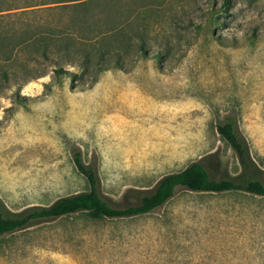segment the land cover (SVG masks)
<instances>
[{"label":"rangeland","instance_id":"rangeland-1","mask_svg":"<svg viewBox=\"0 0 264 264\" xmlns=\"http://www.w3.org/2000/svg\"><path fill=\"white\" fill-rule=\"evenodd\" d=\"M225 1L0 0L1 32L55 38L47 55L39 51L45 76L0 90L7 211L88 191L78 155L118 207L138 204L194 162L216 180L236 178L237 154L217 131L227 119L264 181V0ZM117 27L118 36L107 33ZM63 37L77 46L63 50ZM101 37L119 52L102 60L123 63L83 76L79 49ZM52 63L77 75L58 74ZM0 264H264V196L180 187L144 215L34 222L0 237Z\"/></svg>","mask_w":264,"mask_h":264},{"label":"trees","instance_id":"trees-1","mask_svg":"<svg viewBox=\"0 0 264 264\" xmlns=\"http://www.w3.org/2000/svg\"><path fill=\"white\" fill-rule=\"evenodd\" d=\"M230 2L231 0H226L223 5L229 7ZM119 31L121 30L117 27L109 30L107 33L113 34L112 36H118L120 34ZM107 33L104 35H107ZM46 38H48V41L44 44L40 42V40L43 41L44 37L39 39V33L32 34L29 31H24L21 35H11L0 31V90L3 91L12 87L20 88L33 80L45 76L46 72L39 71V51L42 50L43 54L47 55L50 49L49 45L55 39L54 36ZM60 40L64 41L65 48L63 50L65 51H69V48L77 46L75 39L72 37H63ZM90 40V38L87 39L85 44ZM94 41L95 43L88 49L87 47L86 49H79L85 51L83 52L85 55L83 60L75 64L81 70V75L84 76V74L90 72L98 73L108 70L111 66L117 67L122 65L123 62L118 56L112 64L105 63L102 60V57L106 54L111 52L119 53L111 50L112 44L108 43V40L101 37L96 38ZM137 48L139 49L138 51L146 52L144 43H141ZM123 49L132 51L134 47L126 44L123 45ZM95 56L100 57V59L93 61L92 58ZM71 63H68V65H72ZM52 64L58 74L77 75L65 70L63 64ZM217 131L237 154L242 171L236 178L216 180L212 178L203 164L194 162L182 171L164 176L152 192L140 197L138 204L118 207L110 204L103 198L100 193V180L96 171L86 166L80 155H78L75 160L76 165L79 171L87 178L89 190L62 197L49 206L29 208L19 214L8 212L0 201V237L21 230L34 222L53 220L78 212H85L93 219L123 218L148 214L173 198L176 190L180 187L193 192L223 193L240 191L264 196L262 170L254 161L249 143L240 132L235 120L227 119L224 123L217 126Z\"/></svg>","mask_w":264,"mask_h":264},{"label":"crops","instance_id":"crops-1","mask_svg":"<svg viewBox=\"0 0 264 264\" xmlns=\"http://www.w3.org/2000/svg\"><path fill=\"white\" fill-rule=\"evenodd\" d=\"M76 1H78V2H85V1H89V0H76Z\"/></svg>","mask_w":264,"mask_h":264}]
</instances>
